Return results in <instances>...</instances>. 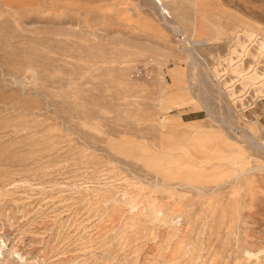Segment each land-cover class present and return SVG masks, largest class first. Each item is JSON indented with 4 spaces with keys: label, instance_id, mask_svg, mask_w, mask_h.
Masks as SVG:
<instances>
[{
    "label": "rangeland",
    "instance_id": "rangeland-1",
    "mask_svg": "<svg viewBox=\"0 0 264 264\" xmlns=\"http://www.w3.org/2000/svg\"><path fill=\"white\" fill-rule=\"evenodd\" d=\"M0 264H264V0H0Z\"/></svg>",
    "mask_w": 264,
    "mask_h": 264
},
{
    "label": "built area",
    "instance_id": "built-area-1",
    "mask_svg": "<svg viewBox=\"0 0 264 264\" xmlns=\"http://www.w3.org/2000/svg\"><path fill=\"white\" fill-rule=\"evenodd\" d=\"M178 40L180 42H184L186 40V37L184 35H181Z\"/></svg>",
    "mask_w": 264,
    "mask_h": 264
},
{
    "label": "bare ground",
    "instance_id": "bare-ground-1",
    "mask_svg": "<svg viewBox=\"0 0 264 264\" xmlns=\"http://www.w3.org/2000/svg\"><path fill=\"white\" fill-rule=\"evenodd\" d=\"M155 1H157L160 5H163V0H155Z\"/></svg>",
    "mask_w": 264,
    "mask_h": 264
}]
</instances>
